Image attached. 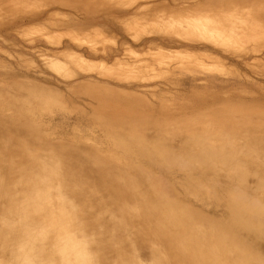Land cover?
<instances>
[{"label":"rangeland","instance_id":"374dc122","mask_svg":"<svg viewBox=\"0 0 264 264\" xmlns=\"http://www.w3.org/2000/svg\"><path fill=\"white\" fill-rule=\"evenodd\" d=\"M10 146L70 173L66 161H87L89 182L114 170L144 263L146 225L165 264L195 252L264 264V238L246 235L264 214L241 212L244 229L231 219L247 195L264 208L262 187L247 189L264 185V0H0V177L12 184L32 160ZM68 197L87 222L102 211Z\"/></svg>","mask_w":264,"mask_h":264},{"label":"bare ground","instance_id":"6f19581e","mask_svg":"<svg viewBox=\"0 0 264 264\" xmlns=\"http://www.w3.org/2000/svg\"><path fill=\"white\" fill-rule=\"evenodd\" d=\"M7 150L9 153L20 152L23 158L32 161L22 167V171L27 172V175H23L20 170V177L16 182L9 184L0 177V254L2 257L0 264H13L14 260H20L21 264H165L162 258L147 248L144 244V236H139L143 230L147 229L146 225L142 226L141 233L136 227L138 230L135 231V234L138 232L137 241L143 246L140 248L141 252L144 256L149 257L148 263H144L138 256L140 250L136 246L137 243L131 242L129 239L133 225L123 223L121 213L116 208V206L122 207L119 195L122 194L123 190L121 191L114 183L113 169H110L113 170V178L105 172H100L97 184L95 181L89 182L90 180H88V177L93 174L88 169L90 165L87 164V161L83 163L85 166L78 165L73 160L66 161L68 166L77 167L76 172L70 173L64 170L60 163L56 169H53V166L49 165L46 160H40L38 154L29 158V153L25 148L18 149L10 146ZM95 164L98 163L95 162ZM102 173H105V176ZM34 175H36L35 178ZM260 177L264 178V174L261 173ZM254 182L260 181L255 180ZM87 183L92 187L89 193L85 192L86 189L91 188ZM103 185L110 190L113 197L110 198V195L105 193L106 190ZM256 187H262V196H264V185L262 184L258 186L256 184L255 187L248 185L247 189L250 191ZM124 191L126 192L125 187ZM19 193L21 195L17 197ZM241 193L243 192L241 191ZM68 194L75 197V200L77 199L83 208L89 205L91 209L102 210L101 213L97 214L96 211V219L93 218L92 223L87 222L85 218L84 222V219L81 218V210L72 204ZM87 195L90 201H87ZM130 196L132 198V195ZM149 197L152 198L151 195ZM250 197L249 195L245 197L242 208H246H241L237 212L233 210L236 195L230 197L232 201L229 199L227 206L231 207L229 211L236 213L235 216H231L234 221L233 227H236V224L241 226L240 223H245V218L243 220L240 218L241 212L254 211L264 214V208H260L263 206L257 201L251 200ZM253 201H255L254 204ZM241 227L244 229L243 226ZM90 229L96 230V232L91 233ZM251 232L250 235L247 233L246 235L248 237L253 236L255 239L264 238V230L260 234L254 235H251ZM96 233L98 239H87L89 235ZM247 236L245 238H248ZM185 246L189 245L186 244ZM194 249L196 250L195 247ZM45 253H49L52 260L44 263ZM245 255L244 257H246ZM202 256H204L202 252H195L194 264H214L212 257H208L207 262H202L204 258H199Z\"/></svg>","mask_w":264,"mask_h":264}]
</instances>
